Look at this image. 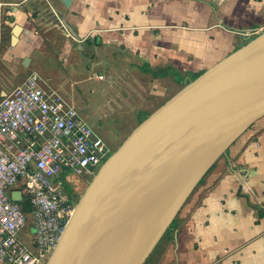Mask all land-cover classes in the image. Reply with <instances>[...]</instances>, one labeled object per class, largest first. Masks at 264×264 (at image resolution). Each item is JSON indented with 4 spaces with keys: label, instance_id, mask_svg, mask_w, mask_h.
Listing matches in <instances>:
<instances>
[{
    "label": "crops",
    "instance_id": "crops-1",
    "mask_svg": "<svg viewBox=\"0 0 264 264\" xmlns=\"http://www.w3.org/2000/svg\"><path fill=\"white\" fill-rule=\"evenodd\" d=\"M256 30L264 0H0V98L38 71L102 139V130L129 136L182 89L154 73L203 74ZM57 76H91L82 81L97 90L68 89ZM163 241L146 264H264V118L216 163Z\"/></svg>",
    "mask_w": 264,
    "mask_h": 264
},
{
    "label": "water",
    "instance_id": "water-1",
    "mask_svg": "<svg viewBox=\"0 0 264 264\" xmlns=\"http://www.w3.org/2000/svg\"><path fill=\"white\" fill-rule=\"evenodd\" d=\"M262 118L264 32L133 130L89 183L47 264H146L212 168Z\"/></svg>",
    "mask_w": 264,
    "mask_h": 264
},
{
    "label": "built area",
    "instance_id": "built-area-1",
    "mask_svg": "<svg viewBox=\"0 0 264 264\" xmlns=\"http://www.w3.org/2000/svg\"><path fill=\"white\" fill-rule=\"evenodd\" d=\"M111 154L40 72H30L17 94L1 97L0 264H47L77 205L63 192L64 182L93 179ZM16 192L22 202L12 201Z\"/></svg>",
    "mask_w": 264,
    "mask_h": 264
},
{
    "label": "rangeland",
    "instance_id": "rangeland-1",
    "mask_svg": "<svg viewBox=\"0 0 264 264\" xmlns=\"http://www.w3.org/2000/svg\"><path fill=\"white\" fill-rule=\"evenodd\" d=\"M87 77L86 79H88L91 76H57V80L58 81H62L63 79H67L66 82V87H68V89H73V90H77L78 92H81V89H87L89 92H93L95 93L97 88L96 85L97 84L95 81H92V79L90 80H86L85 82H83V78ZM172 82V79H168L166 81V83L168 85H170ZM71 83H74L73 86H71ZM84 117L88 120L89 116L86 112H83ZM95 128V133L97 135H101V129H100V125H93ZM125 131V129H123V131L120 132V130H102L103 134L106 135V139L104 137V142L112 147V154L115 153L118 148L122 145V143L126 140V137L128 136V134L132 131V130H126L125 133H123ZM102 134V135H103ZM111 154V155H112ZM74 177V176H72ZM71 177V179H72ZM92 181V179L89 180L88 184L86 185L85 189H83L82 191H80L79 193H77L76 197L77 200L79 201L81 199V197L83 196L86 188L88 187L89 183ZM31 226H28V229L26 230L25 234L27 233V231L29 230ZM23 236L25 237V235L23 234ZM166 239V238H165ZM165 239L163 242H165ZM163 245H161L162 247Z\"/></svg>",
    "mask_w": 264,
    "mask_h": 264
},
{
    "label": "trees",
    "instance_id": "trees-1",
    "mask_svg": "<svg viewBox=\"0 0 264 264\" xmlns=\"http://www.w3.org/2000/svg\"><path fill=\"white\" fill-rule=\"evenodd\" d=\"M155 77H167V76H172V78L174 79V81L181 85L182 88L184 86H186L190 81L196 80L199 76H201L202 74H194L192 76H182L181 74H179L177 71L168 68V69H163V70H158V72L154 73ZM78 203V200H76ZM23 209L25 212H29L30 209V205L27 202H24L22 205ZM175 224H176V220L175 222L172 224L171 228L168 230V232L166 233V235L164 236L163 239L168 238L174 231L175 229ZM162 239V240H163ZM161 243V242H160ZM159 246V245H158Z\"/></svg>",
    "mask_w": 264,
    "mask_h": 264
},
{
    "label": "flooded vegetation",
    "instance_id": "flooded-vegetation-1",
    "mask_svg": "<svg viewBox=\"0 0 264 264\" xmlns=\"http://www.w3.org/2000/svg\"><path fill=\"white\" fill-rule=\"evenodd\" d=\"M109 149L111 152H113L112 147L109 146ZM89 180L90 178L87 176L83 178H72L66 180L63 185V192L70 200H77V193L85 189Z\"/></svg>",
    "mask_w": 264,
    "mask_h": 264
}]
</instances>
